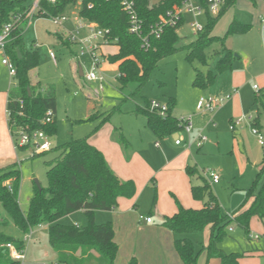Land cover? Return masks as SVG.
Instances as JSON below:
<instances>
[{"label":"rangeland","instance_id":"rangeland-1","mask_svg":"<svg viewBox=\"0 0 264 264\" xmlns=\"http://www.w3.org/2000/svg\"><path fill=\"white\" fill-rule=\"evenodd\" d=\"M158 3L161 0H152ZM81 2L72 4L66 10L69 19L61 25L54 22L53 16L34 17L26 26L23 37L26 47H34L39 51L41 62L38 68L31 72L34 81L41 80L43 88L55 85L57 94V132L50 138L52 150L44 154L32 155L30 150H17L14 153V162L19 163L22 171V183L19 201L24 212L29 209L30 200L35 192L37 181L42 187L48 186L47 161L57 154L56 147L71 141L72 139L87 136L99 123V119L91 122H78L85 120L95 113L110 114V120L92 136L106 153L107 159L113 165L116 173L123 179H133L137 185V205L133 202L124 211L120 208L112 211L101 210L96 213V222L105 223L111 221L115 230V239L119 245L118 256H126L129 251L136 254L138 259L148 257L150 251L162 253L160 233L143 229L145 225L139 220L140 214L152 212L153 226L163 230L167 234H173L163 226V215L174 214L178 210L177 202L187 208H201L203 202L193 198L191 185L201 184L200 180L190 178L186 173L187 165L197 166L199 170H215L220 174V180L213 182L208 176L212 189L217 195L220 205L226 214L237 212L244 203L248 190L252 187L260 169L263 156V146L259 142V135L264 138V85L261 80L253 79L250 86L241 90V102H234V96L228 98L229 92H233L228 85L224 73H219L215 83L208 88H199L193 85L196 77V69L216 71L218 57L216 51L220 50L218 44H214L207 52L212 55L209 66L202 65L198 60L190 62L187 58L186 45L197 37V32L192 28L194 21L192 15L185 14V22L179 28L180 40L178 49L171 55L162 58L159 66L151 73L148 81L139 90L136 85L129 84L122 88L117 80L119 74L118 65L103 61L102 74L105 78L104 88L100 89L98 81L88 82L84 76L76 71L75 54L79 56V46L62 44L57 38L60 30L64 39L68 33L75 29V18H80L79 10ZM258 3V5H257ZM264 13V0H239L234 7L227 11L214 29V34L223 35L231 20L237 18L243 23H253L252 18ZM60 15V16H63ZM198 20L205 25L206 17L200 16ZM252 29V28H251ZM248 31L247 33H249ZM234 34L230 36L229 46L240 55L248 43V35ZM247 34V35H245ZM252 34V33H249ZM260 39L259 29L253 31ZM228 46V44L226 43ZM56 54V61L50 56V51ZM105 54L116 53V45L104 48ZM253 51V49L251 50ZM264 58V50H261ZM258 57V56H257ZM83 70L86 72L91 65V57L86 54L79 56ZM237 61V60H236ZM264 62V60H263ZM228 74V73H227ZM230 74V73H229ZM9 68L2 63L0 55V100L13 88L11 84ZM256 84L261 99L254 104L257 91L253 88ZM4 93V94H2ZM204 97L223 99L224 101L213 111L198 109L199 100ZM170 98L176 99L173 114L179 119L189 118L194 130L191 134L185 131L178 134L183 139V146L175 144L174 135L158 138L147 125V119L142 114H137L138 106H145L148 101H157L166 105ZM260 109V132L256 133L252 127L250 118L254 117ZM240 120L239 124L236 122ZM232 123L236 125L233 131ZM119 128L127 141V147L122 143L120 134H116L115 128ZM201 137H207L203 146L198 144ZM160 143V147L156 146ZM187 146V148L184 147ZM177 158L182 163L179 167L164 168L167 159ZM13 163V162H12ZM264 181V176L258 189ZM155 185L157 190H155ZM157 195V197H156ZM156 197V198H155ZM125 200H130L126 199ZM156 199V201H155ZM126 202V201H125ZM154 213H156L154 215ZM160 213V214H159ZM251 228V236H260V240L248 242L245 231L235 222L231 224L233 231L228 228V234L220 241L219 245L227 252H239L242 264H264V253L247 256L246 252L253 245L264 247V234L259 233L260 220L254 219ZM63 224L88 223L87 216L78 211L67 215L60 220ZM132 226L133 229H129ZM141 227V229H140ZM0 231L20 239H24L26 233L21 231L12 217L0 203ZM139 232V233H138ZM259 233V234H258ZM175 237V234H174ZM178 237H189L195 243L196 251L203 244H208L209 237L206 232L199 234H181ZM164 241V242H163ZM166 244V236L163 240ZM171 247L177 253L174 239H171ZM28 247V262L26 264H50L55 257L53 249L48 243V225H42L34 229ZM166 248V246H164ZM144 251V252H143ZM163 254V253H162ZM178 255V253H177ZM179 256V255H178ZM180 257V256H179ZM128 263V262H126ZM199 264H219L217 260L207 261L206 252L199 258Z\"/></svg>","mask_w":264,"mask_h":264},{"label":"trees","instance_id":"trees-1","mask_svg":"<svg viewBox=\"0 0 264 264\" xmlns=\"http://www.w3.org/2000/svg\"><path fill=\"white\" fill-rule=\"evenodd\" d=\"M78 1L81 2L79 10L81 18L101 28L109 29V44L116 45L118 51L109 54L106 59L118 65L117 80L122 88L133 84L136 85V90H139L159 66L162 58L181 49L178 46L180 40L178 31L185 22L184 19L178 26H167L160 38L151 37V46L144 48L140 37L130 32L129 16L123 10L120 0H56L55 2L41 0L36 17L63 15L70 5ZM200 1L206 9V24L203 30L198 32L196 39L185 48L188 50L187 58L190 62L198 60L202 65L209 66L212 55L207 51L214 44L221 47L215 52L218 57L216 71L196 69L193 85L208 88L215 83L219 73L232 70L234 62L239 59V55L227 47V39L234 34L247 33L251 30L252 24L233 19L223 35H215L216 25L238 0H224L217 14L209 11L205 0ZM182 2L183 0H161L152 3L151 0H136L137 10L144 22L146 32L161 15ZM31 7L32 0H0V33L8 23H14L6 46V52L17 70L16 85L10 90L7 102V110H11L8 125L13 121L30 124L35 129L44 130L51 138L57 132V94L55 85H49L44 89L41 81H34L31 75L41 62L39 51L33 47H26L23 37V32L29 23L27 13ZM57 38L62 44L70 46L72 43L69 38L64 39L62 34H57ZM19 99L24 100L23 108ZM259 99H261L260 93L256 94L255 105L258 104ZM175 104L176 99L170 98L167 102L168 110L162 115L159 110H152L151 101H148L145 106H138L136 113L146 117L147 125L156 137L163 138L179 133L183 129L182 119L173 114ZM48 110L54 111V118L51 123L46 124L43 120ZM96 119L100 120L99 123L87 136L74 138L56 147V156L46 162L49 166L48 186L40 189L35 185V192L27 212L22 210L19 201L22 183L19 163L14 162L0 168V203L16 226L26 234L42 225H48V243L55 253L54 261L58 264H117L119 245L115 239L113 223L111 221L97 223L96 213L101 210H115L122 198L134 199L137 194L135 181L123 180L110 166L105 154L90 141V138L110 120V114L95 113L78 122H91ZM250 121L252 127L260 131V109ZM115 132L120 134V139L126 146L128 143L121 130L116 127ZM262 146L263 156L256 179L248 190L244 203L233 214V218L223 211L204 173L205 169L201 171L197 166H186L189 177L201 182L198 185L192 184L191 193L194 199L203 202V206L187 208L177 202V212L163 215L161 223L176 235L174 243L183 264H199L200 255L204 252L207 261L216 258L221 264H241L242 253L226 252L219 243L228 234V228L234 222L245 230L246 238L250 241L252 218L257 216L264 223V181L258 189L264 176V145ZM16 149L29 150L27 147H16ZM46 152L48 151L41 154ZM155 190H157L156 185ZM250 201L251 203L246 207ZM78 211H82L87 216L86 225L60 223L63 217ZM207 228L210 229L208 244H203L199 251H196L195 243L191 238L178 237L181 234H199ZM9 242L16 244L20 249L26 248L27 245L23 238H16L0 231V264H22L21 261L13 259L5 247ZM128 264H139V261L136 256H132Z\"/></svg>","mask_w":264,"mask_h":264},{"label":"built area","instance_id":"built-area-1","mask_svg":"<svg viewBox=\"0 0 264 264\" xmlns=\"http://www.w3.org/2000/svg\"><path fill=\"white\" fill-rule=\"evenodd\" d=\"M49 1L55 2L56 0ZM205 1L207 3L209 11L213 14H217L224 4V0ZM40 2L41 0H32V7L27 13L28 18L32 19L36 17L40 10ZM120 2L123 7V10L129 16L130 32L140 37V39L142 40V46L144 48H149L151 46V37L160 38L167 26H178L183 19L185 20L186 13L193 16L194 21L191 23V26L197 33L203 30L204 28V25L198 20L200 16H205L206 13V9L200 0H183L180 5L173 6L172 8L167 10L165 14L161 15L159 20L156 23L152 24L147 32L144 26V22L139 16L136 0H120ZM53 18L54 22L59 25L69 19L66 15L55 16ZM75 21V29L74 31H70L68 33V38L72 43L77 44L79 46V56L88 54L91 57L90 68L86 72H84V77L88 82L98 81L100 84V89H103L105 78L102 74L101 69V65L103 62V55L101 53V49L103 46L110 45L108 41V35L110 31L109 29L101 28L97 24L89 22L87 20L81 21L80 18H75ZM13 27L14 23L10 22L0 33V55L2 56V63L9 68V74L12 81L11 84L13 87H15V76L17 75V70L15 64L6 52V46L10 39ZM50 55L56 61V54L53 50L50 51ZM255 88L257 89L258 86L255 85ZM230 97L231 95H228V98ZM223 101V99L218 100L212 97L205 99L204 97H202L198 102V109L213 111ZM19 102L21 108H23L24 100L19 99ZM151 108L152 110H159L162 115H165L168 110V105H161L159 102L153 100L151 101ZM19 113L23 114L22 112ZM7 115H11V110H7ZM53 118L54 111L48 110L43 122L46 124L51 123ZM182 122V131L191 134L194 130L191 120L189 118H183ZM239 123L240 120L236 122V124ZM231 128L236 129V125L232 123ZM9 129L14 141L15 148L27 147L29 148L31 154H39L45 151H49L52 148L50 136L42 129H35L30 124H20L17 121H13L12 123H10ZM254 131L256 133L260 132L257 129H254ZM205 141H207V137H201V140H199L198 144L202 146ZM175 142L176 144H181L183 142V139L179 134ZM259 142L261 145H264V138L261 135H259ZM204 173L207 177L209 176L213 182H218L220 180V174L215 170H205ZM139 219L144 220L146 222H152V218L145 215H140ZM32 234L33 231L25 235L24 240L26 244L30 241ZM5 247L8 249L13 259L21 261L22 264H26L28 259L27 245L26 248L20 249L17 247L16 244L9 242L5 244ZM42 264L47 263L43 262ZM50 264L58 263L56 261H52Z\"/></svg>","mask_w":264,"mask_h":264},{"label":"crops","instance_id":"crops-1","mask_svg":"<svg viewBox=\"0 0 264 264\" xmlns=\"http://www.w3.org/2000/svg\"><path fill=\"white\" fill-rule=\"evenodd\" d=\"M152 3H153V1H152ZM257 5H258V3H257ZM263 16H264V13L258 14L257 17L254 16L252 18L253 23H250V24H252V29L249 32L252 34L247 33L250 36H248L249 37L248 43L245 47V50L241 51V54L238 57L239 59H237V61L234 62V68L232 70H228V71L223 72L225 75H229V76H226L227 77L226 79H227V81H229L228 85L231 86V89H234V91L229 92V94H231V97L234 96L233 97L234 98L233 103L235 105L237 103L236 101H239V103L241 102V90H242V88L243 87L245 88V86L246 87L250 86L251 81L253 79L261 80L263 85H264V62H263L264 58L262 57V52H261L262 49L264 50V20H263ZM234 19H237V18H234ZM29 22H30V19H29ZM257 28L259 29L260 39L257 38L256 34H255V36L253 34V31H256ZM65 32H66L65 30H60L57 34H62ZM247 34H245V35H247ZM215 35H217V34L215 33ZM230 38L231 37H229L227 39L226 43L228 44L227 47L232 49V47L229 46ZM71 44H74V43H71ZM34 45L35 44H32L33 48H35ZM107 46H111V45L103 46L101 49V53L103 55V61H108L106 59V56H108L109 54H112V53L105 54L104 48ZM252 49H253V51H251ZM73 58L76 61V71L79 74V66L81 65V63L79 61L80 58L77 54H75ZM37 80L41 81L40 79H37ZM255 85L256 84L253 85V88L258 93L259 92L258 90H260V86L256 89ZM9 92L6 94L5 97H3L2 103H0V168L8 166V165L12 164V162L14 163L13 160H14V158H16V155H14V153L16 152V148L14 145L13 138L10 134V129H9V125H8L7 102H8ZM2 94H4V93H2ZM0 102H1V100H0ZM91 138H90V141L95 146H97L106 156V153L101 149V147L96 142L91 140ZM175 144H176V142H175ZM176 145L177 146H183V142L181 144H176ZM156 146L160 147V143L156 142ZM184 147L187 148V146H185V145H184ZM107 160H108L110 166L113 168V165L110 163L109 159H107ZM163 166H164V168L171 167V169H175L176 167H179L180 170L182 169V163L177 158L167 159L165 161V163L163 164ZM191 187H192V185H191ZM127 202L128 203L133 202V206H134V204H137L136 203L137 202V194H136V197L134 199L125 200L124 198H122L120 200V208L124 211L129 206V204H125ZM250 203H251V201L247 204L246 207H248ZM155 214L156 213H154V215ZM233 214H235V213H233ZM140 215H145V216H149L152 218V222H146L144 220H141L145 224L143 226V229H146V230L152 229V231H157L158 233H160L161 234L160 235V240H161L160 244H161V248H164V249L161 250L163 254L161 252L159 254L156 251H150L148 257L142 256L145 254V252L143 251L144 253L138 257L139 264H183L181 258L177 255L176 252H174V249L171 247V244H172L171 239H174V242H175L176 235L174 237V233H173L171 236V234H167L166 232H163V230L157 228L158 226H153L155 221H154L152 212H150L149 214H143L142 213ZM170 215H172V213ZM254 219L260 220L261 226L258 228V231H259V233L264 234V223L257 216L252 218L251 223H250V230L253 226L252 221ZM76 224H80V223H76ZM129 229H133L132 226H130ZM140 229H141V227H140ZM229 230L233 231V228L230 226ZM206 231H207V234L209 237L210 236V229L207 228L204 232H206ZM33 233H34V230H33ZM245 235H246V233H245ZM165 236H166V244L164 246H166V248L163 246V242H164L163 240H164ZM256 236H255V238H253V236H251V239H252L251 241L248 240L247 238L246 239L248 242H251V243L253 242V240H260V236L259 235H256ZM52 253H53L52 255L55 257V253L54 252H52ZM262 253H264V247L260 243L259 245H256V244L253 245V248L248 250V252H246L244 254H246L247 256H254V255H259ZM27 254H29L28 251H27ZM132 256H136V254H132V251H129L128 255H126V256L124 255V256H122V258H121V256H117L116 263L117 264H128L126 262H129V260L131 259ZM211 260H217V261H219V264H221L219 259L212 258ZM27 262H28V259H27ZM240 263H241V259H240Z\"/></svg>","mask_w":264,"mask_h":264},{"label":"water","instance_id":"water-1","mask_svg":"<svg viewBox=\"0 0 264 264\" xmlns=\"http://www.w3.org/2000/svg\"><path fill=\"white\" fill-rule=\"evenodd\" d=\"M18 54H19V56H21V52L19 50H18ZM79 74H80V76L84 75V70H83L82 65L79 66ZM29 94L31 95L30 89H29ZM174 138L175 139L178 138V133L174 134ZM37 185L40 189L42 188L41 184L38 181H37Z\"/></svg>","mask_w":264,"mask_h":264}]
</instances>
